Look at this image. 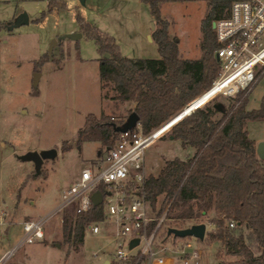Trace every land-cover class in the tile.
Here are the masks:
<instances>
[{"label":"rangeland","instance_id":"1","mask_svg":"<svg viewBox=\"0 0 264 264\" xmlns=\"http://www.w3.org/2000/svg\"><path fill=\"white\" fill-rule=\"evenodd\" d=\"M206 9L207 0H174L162 6L163 16L171 21L170 34L179 40L182 57L201 56V24ZM15 11L18 16L26 12L29 21L14 29L9 28V23L0 28V209L6 210V224L11 225L16 219L10 233L0 226V253L20 239L23 233L20 219L51 213L61 201L63 190L79 177L82 168H96L104 162V152L98 154L100 141L76 142L86 115L106 112L126 121L135 104L111 98L115 91L102 87L101 53L95 39L85 32L79 38L70 35L83 31L77 15L115 36L123 54L159 56L156 43L146 33L153 20L148 6L140 0H85L84 3L81 0H0V19ZM54 38L57 42L50 53ZM44 53L57 60L50 58L44 62L34 79L33 61ZM34 89L39 93H32ZM106 90L108 96H105ZM247 94V108L260 107L264 72ZM232 101L220 94L208 102L228 108ZM220 115L218 112L215 116ZM247 129L250 137L264 140V119L249 120ZM170 131L146 148L147 174L157 175L168 159L187 158L195 153L193 146L172 137ZM64 142L68 146L66 150L62 149ZM50 147L57 148L58 154L44 159L40 173L33 160L22 158L28 151ZM190 204L193 216L206 222L208 231L213 226L210 221L213 209L203 210L199 215L198 206L192 201ZM151 214L154 215L152 210ZM114 233L113 223L103 224L97 233L87 228L84 242L75 250L72 239L64 235L62 214L56 213L45 225L44 238L25 243L4 264H134L115 256L119 240H115ZM184 239L200 247L198 264L223 261L217 255L223 247L219 241L199 242L195 236ZM172 240L170 236L163 244L170 246ZM224 258L233 257L225 255Z\"/></svg>","mask_w":264,"mask_h":264},{"label":"trees","instance_id":"2","mask_svg":"<svg viewBox=\"0 0 264 264\" xmlns=\"http://www.w3.org/2000/svg\"><path fill=\"white\" fill-rule=\"evenodd\" d=\"M142 1L148 4L155 22L152 38L160 57L125 55L115 36L92 26L81 14L77 18L85 33L98 44L102 87L112 88L115 92L110 97L115 100L135 101L131 112L136 111L144 131H150L199 97L218 75L219 64L215 58L218 41L213 22L230 13L234 0H207L199 58L181 56L179 40L170 34L171 21L161 11L164 0ZM50 58L57 60L47 53L36 59L34 71L39 73ZM32 93L37 94L39 90L34 89ZM107 93L106 90L105 96ZM243 93L244 90L229 97L233 101L228 108L220 103L210 104L208 100L171 126L170 135L193 146L195 153L187 158L168 159L157 175L150 173L146 178V196L156 217L150 229L167 210L166 219L157 230L158 234L166 223L157 235V244L167 242L172 236L170 245L177 246L179 242L174 240L185 237L168 233V228L189 226L185 224L187 221L191 224L201 221L192 214V201L198 206L199 215L203 210L213 209L210 219L213 226L204 239H197L219 241L223 247L217 255L224 264H264V159L257 154L256 140L247 129L249 120L264 119V94L260 107L248 109V94ZM218 112L221 115L216 117ZM124 122L106 112L100 115L89 112L76 142L98 140L102 153L114 144L120 133L116 126ZM65 142L63 150L68 149ZM99 187L103 189L102 185ZM103 216L101 205L93 204L85 211H76L75 206L64 209L63 232L72 239L75 250L84 242L88 224ZM231 220L236 221L234 227L229 225ZM225 255L233 258L226 259Z\"/></svg>","mask_w":264,"mask_h":264},{"label":"built area","instance_id":"3","mask_svg":"<svg viewBox=\"0 0 264 264\" xmlns=\"http://www.w3.org/2000/svg\"><path fill=\"white\" fill-rule=\"evenodd\" d=\"M214 28L219 72L202 94L211 92L208 100L220 94L235 97L242 90L246 95L264 72V0H234L230 13L215 20ZM173 121L171 118L150 131H144L139 122L120 131L114 144L104 149V162L96 168H82L79 177L63 190L61 201L51 213L22 222L20 239L0 255V264L25 243L44 238L45 225L53 214H62L63 221V211L69 206H75L76 211L89 209L94 204L92 193L97 189L103 192L98 205L102 206L104 216L91 221L87 228L97 233L103 224H114L115 240H119L114 250L117 259L134 264H198L201 249L190 239L182 240L177 246L157 244V230L166 219L167 210L157 217L155 227L150 229L156 217L151 214L145 192L148 176L145 151L171 128ZM6 214L1 208L0 226L6 224ZM229 225L234 227L236 221L231 220ZM137 236L139 242L130 247L131 239Z\"/></svg>","mask_w":264,"mask_h":264},{"label":"water","instance_id":"4","mask_svg":"<svg viewBox=\"0 0 264 264\" xmlns=\"http://www.w3.org/2000/svg\"><path fill=\"white\" fill-rule=\"evenodd\" d=\"M81 1L83 3L85 2V0H81ZM28 21H29L28 14L24 12L20 16H18L16 20L12 22L11 27L19 26ZM213 26H215V21L213 22ZM154 27H155V22L152 21V28ZM70 35H72L74 38H79L82 36V32H74ZM150 38H152V36H150ZM56 42H57V39L54 38L53 41L51 42L50 53H53V49H54ZM37 74L39 73H35L34 79H36ZM188 105L185 108H183L177 115H175L173 119L175 120L181 116H184L185 114L189 113L194 108L192 105L190 104ZM138 121H139L138 113L136 111H132L129 114L127 120L123 124L117 125L116 128L119 131H125V130H128L134 127L138 123ZM109 147L110 146L106 147V149H108ZM256 151L259 157L264 159V140L258 141L256 145ZM98 153L100 154L101 152L98 151ZM57 154H58V149L55 147H50L42 151H37V150L28 151L22 156V158L27 159V160H33L35 163L36 171L37 173H39L41 171V166L43 164L44 159L48 157H55ZM92 199H93L94 205L100 204L103 199V192L100 189L95 190L92 193ZM206 232H207L206 222H197V223L190 224L189 226H185V227L171 226L168 228V233L170 234L172 233L180 237L195 236L199 239H204L206 236ZM139 239L140 238L138 236L132 238L130 241V247H133L134 245H136L139 242ZM217 264H224V263L218 262Z\"/></svg>","mask_w":264,"mask_h":264},{"label":"crops","instance_id":"5","mask_svg":"<svg viewBox=\"0 0 264 264\" xmlns=\"http://www.w3.org/2000/svg\"><path fill=\"white\" fill-rule=\"evenodd\" d=\"M141 2H143L142 0H140ZM171 1H174V0H164L163 2H162V4H161V11H162V6L164 5V4H167V3H169V2H171ZM143 3H145V2H143ZM147 6H148V4L147 3H145ZM148 9H149V6H148ZM149 13H150V9H149ZM163 14V13H162ZM150 15H151V13H150ZM163 15H165V14H163ZM18 18V15H17V12L15 11L12 15H9V17H6V18H2V19H0V28H2V27H5L8 23H9V28L10 29H14L15 27H17V26H15V27H11V24H12V22L14 21V20H16ZM29 18V17H28ZM151 19L153 20V18H152V15H151ZM20 26V25H19ZM152 27H151V29L150 30H147L146 31V33L148 34V36L150 37V36H152ZM81 30H83V29H81ZM82 32V35L84 34V30L83 31H81ZM152 40H153V38H151ZM154 41V40H153ZM155 42V41H154ZM44 54H46V53H44ZM43 54V55H44ZM43 55H41V56H43ZM40 56V57H41ZM132 57H134V56H132ZM158 57H160V53H159V56ZM33 60V59H32ZM36 60V58L34 59V61ZM33 61V62H34ZM33 71H34V65H33ZM31 78H33V77H31ZM32 92V91H31ZM128 101V100H127ZM132 101V100H131ZM134 103H135V101H133ZM135 105V104H134ZM95 114H97V113H95ZM101 114V113H100ZM100 114H97V115H100ZM257 143H258V141L256 140V145H257ZM99 154V153H98ZM81 173V172H80ZM80 173H79V175H80ZM75 181V180H74ZM26 219H29V218H24V219H20L19 221H18V223H22L24 220H26ZM16 220V219H15ZM13 221L12 223H11V225L9 226L8 224H5V225H3V226H1V229L3 230L4 229V231L6 232V233H10V229H12V226H13V224L16 222V221ZM45 244H48V242H45ZM4 251H2L1 253H0V255L3 253Z\"/></svg>","mask_w":264,"mask_h":264},{"label":"bare ground","instance_id":"6","mask_svg":"<svg viewBox=\"0 0 264 264\" xmlns=\"http://www.w3.org/2000/svg\"><path fill=\"white\" fill-rule=\"evenodd\" d=\"M211 92H207L205 94L200 95L199 97H197L195 100H193L190 105H192L193 107L196 106H201V104H203L204 102H206L209 99ZM189 106V105H188ZM182 117V116H181ZM181 117L175 119L171 125H173L177 120H179Z\"/></svg>","mask_w":264,"mask_h":264}]
</instances>
